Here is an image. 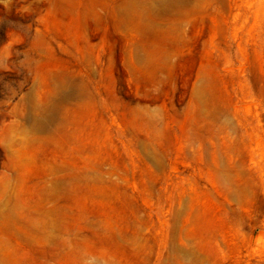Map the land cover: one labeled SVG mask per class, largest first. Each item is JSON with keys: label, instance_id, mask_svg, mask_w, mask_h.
Instances as JSON below:
<instances>
[{"label": "rangeland", "instance_id": "rangeland-1", "mask_svg": "<svg viewBox=\"0 0 264 264\" xmlns=\"http://www.w3.org/2000/svg\"><path fill=\"white\" fill-rule=\"evenodd\" d=\"M0 264H264V0H0Z\"/></svg>", "mask_w": 264, "mask_h": 264}, {"label": "trees", "instance_id": "trees-1", "mask_svg": "<svg viewBox=\"0 0 264 264\" xmlns=\"http://www.w3.org/2000/svg\"><path fill=\"white\" fill-rule=\"evenodd\" d=\"M0 165H1V158H0Z\"/></svg>", "mask_w": 264, "mask_h": 264}]
</instances>
